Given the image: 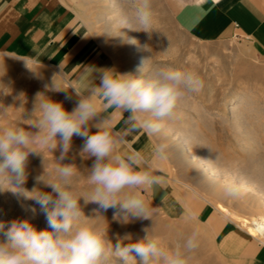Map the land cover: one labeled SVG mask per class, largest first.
Listing matches in <instances>:
<instances>
[{
    "label": "clouds",
    "instance_id": "1",
    "mask_svg": "<svg viewBox=\"0 0 264 264\" xmlns=\"http://www.w3.org/2000/svg\"><path fill=\"white\" fill-rule=\"evenodd\" d=\"M153 17L152 0H134L131 10L120 21L121 29L150 35ZM104 36L118 38L122 44L138 45L134 37L121 30L115 37ZM143 49L148 51V45ZM149 59L141 60L136 74H121L111 69L101 71L99 86L92 88L88 96H82L72 111L66 110L62 102L38 92L29 130L20 126L0 128V191H11L24 200L34 201L48 224V228L38 230L29 219L0 221V264H187L189 255L198 248L196 232L182 243L177 241L165 246L158 236L150 235L145 228L142 238L134 240L131 234H126L123 237L128 241L126 244L120 237L113 244L107 231L81 220L85 216L81 198L84 204H97L94 211L98 214L101 210L113 209V220L122 223L151 218L152 210L140 193L162 184L163 177L156 175L155 169L144 167L140 153L120 155L117 148L126 142L128 134L140 127L149 134L161 133L181 101L199 93L204 81L194 70L170 66H161L149 76ZM50 90L60 91L54 78ZM97 96L106 102L105 110L112 108L129 113L125 121L128 127L123 133L105 130L104 122L96 124L97 131L90 133L89 121L98 113ZM65 99L71 97L66 95ZM74 136L85 141L82 154L95 158L88 170L89 195L81 196L73 189L72 178L76 174L73 164L56 167L53 180L45 181L44 173L34 177L37 185L51 191H43L40 187H33L31 191L25 188L29 156L41 155L37 146L54 150L59 146L58 159L63 161ZM167 149L166 143L157 146L156 152L161 159L166 158ZM4 184L8 185L6 189ZM242 187L232 181L224 186V195L239 198ZM21 207L33 216L37 214L35 206L22 204Z\"/></svg>",
    "mask_w": 264,
    "mask_h": 264
},
{
    "label": "rangeland",
    "instance_id": "2",
    "mask_svg": "<svg viewBox=\"0 0 264 264\" xmlns=\"http://www.w3.org/2000/svg\"><path fill=\"white\" fill-rule=\"evenodd\" d=\"M64 1L79 14L96 46L112 60L116 71L121 74H134V64L130 60V53L126 45L120 43L118 38L104 36L115 37L109 31V28H104V25L95 22V18L102 12L106 3L101 0ZM199 1L152 0L154 17L151 34L135 31L143 41V52L150 58L149 68L147 69H151L149 72L151 73L154 68L158 70L161 66H170L197 72L204 81V87L199 93L188 98L196 102L195 104L200 111L203 110V113L214 119L210 125L208 123H205V125L199 124L205 141L208 142L209 140L208 144L221 151L224 160L234 166L251 163L254 159H264V57L257 56L244 40L203 42L195 40L183 32L175 23L174 16L176 12L184 5ZM124 2L128 11L131 10L134 0H124ZM144 45H148V51L143 49ZM53 78L55 86L60 91L50 90ZM45 85L48 87L46 88ZM38 92L45 94L54 101L62 102L68 111H72L82 97L75 92L69 79L58 68L24 58L0 54V128L20 126L25 130H29V120L34 118L32 109ZM66 95L71 99H65ZM243 96L248 104V109H250L247 117V131H254L256 141L258 140L248 151L250 158L241 152L240 143L237 144L231 136V131L219 121L224 114L228 115L229 109L224 108L226 104L236 97ZM96 104L98 113L96 117L89 121L90 133L96 132L95 125L103 122L105 130L111 131V125L107 121L110 120V117H108L98 100H96ZM180 109L186 117L196 116V113L189 111L185 106L180 107ZM124 114L121 120L118 119L119 117L113 119V121H117V126L120 122H122V125H126L125 121L129 113L124 112ZM126 114L128 115L126 116ZM180 121L177 108L175 115L168 119L166 124L171 125V122L179 123ZM136 135L139 139L141 138L140 142L136 141L137 148L140 145L137 150L145 144L149 152L148 160L158 156L156 149L159 144L166 143L168 145L166 158L161 159V162L167 164L176 172L177 182H184L199 190L203 189L196 182L197 180L190 169L185 167L186 170H184L182 168L183 164L180 162V157L177 156L171 143L163 139L162 132L153 135L140 127L137 132L135 130L128 134L133 140H136ZM84 142L82 138L74 136L71 149L63 161L58 159L61 154L59 146L55 150L48 146H37L41 155L32 154L29 156V176L24 187L29 191L33 187H40L43 191H51L50 188L37 185L34 177L44 173L43 179L45 181L53 180L56 176V167L60 164H73L76 166V174L72 178V187L79 195L88 196L90 192L88 170L95 158H87V154H82L81 150ZM258 146H261L262 150H258ZM131 152L135 151L130 150L124 143L117 148V154L120 155L126 156ZM178 158L179 162L177 161ZM3 187L6 189L8 185L4 184ZM148 192L149 189L142 191L140 194L152 210L150 219H136L128 223H122L113 220V209H108L106 212L101 210L99 214L103 216H100L94 211L98 208L97 204H84V200L81 198L80 203L85 215V223L94 224L100 230L107 231L113 244L117 242V237H120L121 242L126 244L128 241L123 240L126 234H131L134 240L142 238L145 235L143 231L145 228L148 229L150 235L158 236L165 246H171L177 241L182 243L193 232H196L198 234V248L189 255L187 264H241L227 260L221 254L219 255L212 236L195 220L193 215L187 213L182 207L177 214L168 215L159 209L157 202L151 201ZM244 200H246V197L236 199L219 198V202L227 207L232 214L250 220L252 214L244 207ZM34 203L32 200H24L22 197H18L11 191H0V220L10 222L14 219H29L34 225V220L30 217L31 213L21 207L22 204L34 206ZM42 222L43 219L40 218L36 226L38 230H43L41 227ZM235 223L243 234L247 235L246 230L240 226V223ZM46 228H48L47 223L44 229ZM256 239L260 243H264L262 239Z\"/></svg>",
    "mask_w": 264,
    "mask_h": 264
},
{
    "label": "crops",
    "instance_id": "3",
    "mask_svg": "<svg viewBox=\"0 0 264 264\" xmlns=\"http://www.w3.org/2000/svg\"><path fill=\"white\" fill-rule=\"evenodd\" d=\"M174 18L177 26L195 40H244L257 56L264 57V0H200L184 5ZM0 54L58 68L81 96H88L99 86L101 71L117 72L112 60L96 46L79 14L64 0H0ZM96 100L105 110L106 102L99 96ZM105 111L110 120L119 112L112 108ZM147 150L143 144L138 153L149 161ZM163 180L149 188V198L158 206L173 203L178 212L181 201H190L171 186V181ZM189 214L212 236L219 255L241 264H264V244L246 232L244 235L236 224L210 207L199 213L190 210Z\"/></svg>",
    "mask_w": 264,
    "mask_h": 264
},
{
    "label": "bare ground",
    "instance_id": "4",
    "mask_svg": "<svg viewBox=\"0 0 264 264\" xmlns=\"http://www.w3.org/2000/svg\"><path fill=\"white\" fill-rule=\"evenodd\" d=\"M101 1L106 3L105 9L103 13L95 18V22L101 23L104 25V28H109V31L113 36H117L121 30L129 37H134L138 41V45L125 44L130 53V60L134 64V74H136V68L141 63V60L148 57L142 50L143 41L141 36L136 34L135 31L121 29L120 21L128 12V9L125 7V2L124 0ZM147 68H149V61ZM156 71L157 68H154L153 71L149 73V76L154 75ZM186 98L181 101L178 107L179 118L181 121L179 123L171 122V125L166 124L161 132L163 133V139L171 143L177 156L180 157V162L183 164L182 168H189L192 175L197 180L195 181L198 182L203 189L199 190L198 188L185 184L184 182H177L176 172L171 167L167 166V164L161 162L159 156H155L149 161L143 159L144 167L155 169V174H161L167 180L171 181V186L176 187L181 194L189 199L190 202L188 203L182 201L179 203L180 206L185 207L186 212L189 213L191 210L199 213L205 207H211L220 217L228 219L234 224H236L235 222L240 223V226L246 230V233L249 236L255 239L260 238L264 241V159H254L251 163L236 166L224 160L221 151L214 148L215 146L213 147L211 144H208L209 140L206 142L200 131L199 124L205 125V123H208V125H210V123H213L214 119L203 113V110L200 111L199 107L195 104L196 102H193L188 97ZM182 106H185L189 111L196 113V116L191 115L186 117V115L183 114L184 112L180 109ZM224 108L229 109L228 115L224 114L219 120L220 123L231 131L232 138L237 144L240 143L239 147L241 152L250 158L251 156H249L248 151L258 140L256 141L257 138L254 131H247V117L250 113V109H248V104L244 96L230 100ZM124 115V112L120 111L117 117L121 120ZM107 121L108 124L111 125V131L115 134L123 133L124 128L126 129V127H128L127 124L117 126V121ZM125 141L124 144L130 150L138 152L137 149L140 145L137 148L136 141H141V138L139 139L138 135H136V140H133L127 135ZM258 150H262L261 146H258ZM178 160L179 158L177 161ZM232 181H236L243 186L240 197H246L243 205L252 214L250 220L239 218L232 214L227 207L219 202V198L221 197L229 198L224 195V186ZM174 201H178V197H175ZM34 206L37 208V214L35 216L30 214V217L34 220L35 227L40 218L43 219L41 227L44 230L45 224L47 223L45 216L39 212L38 205H35L34 203ZM158 207L168 215L172 216L177 214L173 203H166L159 205ZM81 220L85 223V216H82Z\"/></svg>",
    "mask_w": 264,
    "mask_h": 264
}]
</instances>
